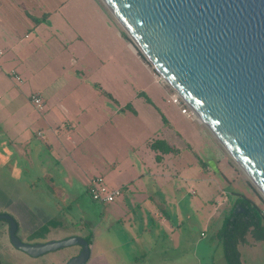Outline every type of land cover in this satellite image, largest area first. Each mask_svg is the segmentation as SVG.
Segmentation results:
<instances>
[{"label":"crops","instance_id":"obj_1","mask_svg":"<svg viewBox=\"0 0 264 264\" xmlns=\"http://www.w3.org/2000/svg\"><path fill=\"white\" fill-rule=\"evenodd\" d=\"M140 54L101 0H0V169L23 145L28 193L40 181L55 185L45 193L62 207L63 231L91 179L121 189L92 206L88 236L53 239L89 237L90 264H226L217 233L236 195L230 201L223 185L239 169L201 122L186 139L180 110L165 101L169 86ZM7 208L0 201V213ZM45 208L31 212L29 239L54 220ZM193 208L210 214L203 226L191 221ZM258 243L238 245L243 264H254Z\"/></svg>","mask_w":264,"mask_h":264},{"label":"water","instance_id":"obj_2","mask_svg":"<svg viewBox=\"0 0 264 264\" xmlns=\"http://www.w3.org/2000/svg\"><path fill=\"white\" fill-rule=\"evenodd\" d=\"M136 49L189 106L264 197V0H101ZM13 247L31 257L84 238L26 244L6 213Z\"/></svg>","mask_w":264,"mask_h":264},{"label":"rangeland","instance_id":"obj_3","mask_svg":"<svg viewBox=\"0 0 264 264\" xmlns=\"http://www.w3.org/2000/svg\"><path fill=\"white\" fill-rule=\"evenodd\" d=\"M151 81H153L152 78ZM163 85L167 86V84ZM166 103L168 105H174L167 101ZM175 120L180 130L185 133L186 139H189V133L195 134L200 129V121L197 120V122L187 119L184 115L182 116L179 114V112L175 115ZM9 150L12 152V154L9 155L7 162L9 161L11 165L9 163L7 164L5 158H3L2 161L5 162L7 166L9 165V168L0 169V201L9 205V208H7L6 212L4 213L11 215L17 222L18 227L16 234L23 243H43L45 242L42 241L44 239L35 238L31 240L28 238V230L31 228L30 226L33 224V220L35 218L34 216H30V214L31 212H36L38 205H44L46 207L45 209H47V211L50 213L55 212L53 218L55 221H57V219H61V216L57 215L56 213L57 209L62 208L59 201H56V199L52 198L51 194L45 193L46 188L49 187L53 189L55 185L52 183H45V181H40V183L33 185V189L38 187L41 189V191H33L32 194L28 193V150L25 152L23 145L11 146ZM204 153L205 151L203 150V154ZM235 165L237 166L236 163ZM238 169L239 172L231 173L230 179L223 185V191L228 193L229 200L233 201L235 194L241 195L240 193H242L247 197L255 198L254 200L257 201L259 207L264 206L263 195L253 186V184H250L249 186L247 182L249 181L248 178L239 167ZM249 183L251 182L249 181ZM87 194L88 193L83 192L82 198L73 201L74 203L70 205V210H68L71 214L70 217L64 216V218L62 217L63 220H60L61 225L67 220L71 225H74L73 229L63 231L62 229H59L55 226L54 228H49L52 233L47 235L46 238L49 240L61 238L65 234L72 233V231H76L77 233H80V235L88 236V220L94 219L95 214L93 212L92 206L97 202L93 201L90 195ZM192 197L196 199V196ZM97 207L98 209L102 210V207ZM197 210L198 211L194 210L193 208L191 221L200 222V226H203L210 214L205 209ZM78 218H80L81 221H79ZM210 228L211 225L207 229V235L210 232ZM248 241L253 242V240H251L249 237ZM73 247L75 246L50 251L38 257H31L11 245L8 238V226L5 222H0V260L3 264H65L66 260L71 258L69 256H71L76 251V248ZM255 247L258 256L254 260V264H263L264 244L258 243L255 245ZM262 251L263 253L259 255V253ZM89 259L90 256L85 264H90Z\"/></svg>","mask_w":264,"mask_h":264},{"label":"trees","instance_id":"obj_4","mask_svg":"<svg viewBox=\"0 0 264 264\" xmlns=\"http://www.w3.org/2000/svg\"><path fill=\"white\" fill-rule=\"evenodd\" d=\"M235 195L236 198L233 205L217 233V238L223 247L226 264H243L238 245L246 243L248 237L256 242L264 241V214L261 213L262 207L242 195ZM0 222L7 224V221ZM55 226V220L48 222L35 231L30 236V239L44 236L49 231V228ZM85 240L89 244V237H85ZM0 264H3L1 260Z\"/></svg>","mask_w":264,"mask_h":264},{"label":"built area","instance_id":"obj_5","mask_svg":"<svg viewBox=\"0 0 264 264\" xmlns=\"http://www.w3.org/2000/svg\"><path fill=\"white\" fill-rule=\"evenodd\" d=\"M154 74H155L154 78L156 81L162 84H166L157 72H154ZM15 78L19 80L18 77H15ZM30 100L36 109L40 111L43 109V103L39 95H35V94L31 95ZM166 101L176 105L179 108L180 113L184 115L187 119L198 120L195 113L171 88H170V93L168 94ZM87 192L93 201H96L101 204H106V203H110L114 201V199L121 194V189L116 188L113 190H109L106 187L102 177H95L90 180L87 186ZM261 213L264 214V206L261 208Z\"/></svg>","mask_w":264,"mask_h":264}]
</instances>
